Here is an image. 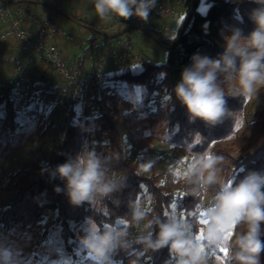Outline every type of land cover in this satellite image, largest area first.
Wrapping results in <instances>:
<instances>
[{"label":"trees","instance_id":"obj_1","mask_svg":"<svg viewBox=\"0 0 264 264\" xmlns=\"http://www.w3.org/2000/svg\"><path fill=\"white\" fill-rule=\"evenodd\" d=\"M35 1L42 4L19 1L11 5L16 12L22 9L21 15L25 20L34 16H45L52 24L58 25L39 9L48 8L63 16L44 5L49 4L94 26L82 16L68 11L71 0ZM191 1L184 0L181 23L172 32L149 26L156 40L152 39L167 51L164 63H158L140 53H121L116 60L110 61L104 84L90 97V108H97L98 114L95 117L83 120L77 117L76 86L71 87L69 92V117L61 112L57 98L63 97L62 87H54L53 92L45 91L51 71L56 68L42 55H38L37 65L26 64L16 81L0 85V132L14 133L20 126L12 96L16 93L18 83L28 73L36 72L37 78L45 87L38 93L39 96L54 100L47 124H51V115L54 114L57 119L52 143L37 145L35 158L23 162L13 176L9 177L8 183L14 189L15 195L0 218V224L5 231L11 232L18 226L37 225L47 213L55 212L54 223L60 227L65 247L71 250L76 245L77 234L86 220H92L100 231L110 224L123 227L121 220H130L131 209L135 206L145 211L147 216L140 226L133 224L127 228L129 248H118L114 253V260L119 264H132V261H137V264H174L167 246L156 251H145L142 244L135 243V238L146 234L143 225L147 220L154 217L164 219L166 212L182 214L193 224V231H199L202 225L199 222V205L203 203L207 206L211 202L218 185L201 190L194 178L188 176L192 160L205 152L223 157L217 165L223 181L233 179L238 183L249 172L264 173V107L252 111L249 109L251 101L241 96H226L227 107L235 113V119L229 117L222 123L209 127L201 120L189 122L187 110L174 92L182 71L191 65L194 54L217 58L224 51V37L231 35L233 28L241 29L245 36L254 29L255 25L249 19V14L258 5L254 0H195L191 13ZM186 22L188 25L181 34ZM119 23L125 25L121 32L134 26L131 18L124 20L115 17L111 24L98 28L112 32L113 26ZM87 31V47L79 56L70 59L71 65L66 60L70 69L78 70L82 74L93 73L95 69V63L89 65L88 59L91 56V60H94L97 42L107 40L110 43L132 35L137 30H131L112 40L92 30ZM179 37L180 42L174 45ZM39 63L47 64L49 68L45 69ZM121 83H126L129 89L145 90L142 102L130 110L123 109L125 101L122 92H119L124 88ZM87 86L88 84L82 85V90L85 91ZM221 86L227 94V84L222 83ZM35 113L40 120L46 116L42 111ZM143 115L160 119L176 129L175 141L186 147L185 160H180L177 151L166 153L147 140L143 129L136 127ZM240 118L243 127L236 130ZM47 131L46 127L38 138L40 141L46 138ZM231 135L234 138L229 143L227 139ZM92 137L95 139L93 143ZM188 144L192 145L191 148H187ZM85 149L94 150L105 159L108 174L111 176L115 173L123 177V186L100 202H85L76 206L70 203L66 194V182L58 176L53 178L52 172L58 165L74 159ZM57 188L61 191L57 192ZM174 203L175 209L172 207ZM144 204H149V207L143 208ZM245 230L246 225L240 224L235 232ZM261 230V239L264 240V224H261ZM158 231V227H154V238ZM234 239L235 236L232 237L233 241ZM218 255L221 256V252ZM216 258L214 255L209 256L207 264L227 262L221 263ZM261 264H264V252L261 253Z\"/></svg>","mask_w":264,"mask_h":264},{"label":"clouds","instance_id":"obj_2","mask_svg":"<svg viewBox=\"0 0 264 264\" xmlns=\"http://www.w3.org/2000/svg\"><path fill=\"white\" fill-rule=\"evenodd\" d=\"M254 2L258 7L249 14L255 25L250 33L245 36L241 29L233 28L231 35L224 37V51L217 58L194 54L191 65L182 71L174 92L186 108L189 122L201 120L213 127L226 118L235 119V113L227 107L226 96L250 100L264 87V0ZM155 5L156 0H94L95 12L101 19L115 15L128 20L136 16L147 22ZM222 83L228 86L227 94ZM222 160L221 156L205 152L195 157L188 169L189 178H194L201 190L218 185L211 202L199 205V222L203 225L199 231L194 232L193 224L182 214L166 212L164 219L147 220L143 225L146 234L138 235L135 243L142 244L145 251L167 246L174 264H207L208 257L218 250L231 252L226 264H261L264 173L249 172L238 183L233 179L223 181L217 175V165ZM105 165L106 160L94 150L85 149L74 159L58 165L52 177L66 182L71 204L96 203L123 186V177L115 173L110 176ZM146 216L145 211L133 206L131 219L121 220L123 227L110 224L100 231L95 223L91 224L82 244L94 264H111L110 256L115 250L128 249L127 228L133 224L140 226ZM240 224L246 225V230L236 233ZM154 227L159 229L155 238Z\"/></svg>","mask_w":264,"mask_h":264},{"label":"rangeland","instance_id":"obj_3","mask_svg":"<svg viewBox=\"0 0 264 264\" xmlns=\"http://www.w3.org/2000/svg\"><path fill=\"white\" fill-rule=\"evenodd\" d=\"M178 1H180L181 7L177 6V12L175 15L156 19L158 25L163 24L161 29L165 32H172L181 23L182 19L180 17V12L183 10L184 0ZM90 6L93 5L90 4ZM159 6H161V4L159 3V0H156L155 7ZM39 9L44 15H48L52 20H55V22L63 28L66 34H71L77 39L78 42L76 44L74 42L72 44L73 46L70 47V53L79 56L87 47V43L81 44L80 42H83L89 35L88 31L68 18L58 15L48 8L42 7ZM68 11L73 15H76L70 11V9ZM91 12L92 14L88 11V14L84 16L85 19L93 23L95 27H99L101 25L100 20H95L98 18V15L95 10H92ZM111 17L112 16H110V19L108 18L109 21L114 19H111ZM168 18L174 19L176 24L172 23V25H170ZM133 23L136 25L134 21ZM123 26L124 25L120 23L114 25L113 29L115 30L112 32L118 33ZM66 34L64 36H66ZM121 39H124V41L121 42ZM130 40H132L134 44L131 48L125 50V43ZM115 43V41L110 42V46L111 48L117 49L118 54H115V56H112L109 60L105 74L109 72L108 68L110 61L112 62L113 60H116L121 53H140L153 58L158 63H164L166 61V49L159 46L154 39L150 38L143 31L137 30L132 35L118 39L117 44ZM144 44L146 46H144ZM59 47L61 50H64L63 45L59 44ZM94 52L97 54L98 49L95 48ZM32 55H34L33 50L25 49L23 43L14 37L10 38L8 41L0 43V85L16 81L24 66L29 64V60H27L28 58L26 57H30L31 59ZM65 57L66 56L64 55V58ZM67 61L68 65H71L70 59ZM91 61L90 56L88 59L89 65H91ZM43 67L45 69L49 68L47 64H43ZM51 72L49 82L46 85L47 89H45L37 78L36 72H33L30 74L28 73L22 81L18 83L16 93L12 96L18 111L17 121L20 126L14 133L10 131L0 132V218L15 195L14 189L11 188V185L8 183L9 177L13 176V174L22 166L23 162L35 158V148L37 145H50L52 143V137L56 132L54 124L57 119L54 114L51 115V117H53L51 124H47V117L51 114L54 100L50 98H42V96H39L38 94L44 89L46 92H53L54 87H62L65 83V79L60 73L56 70H52ZM91 73L92 72H89L88 74ZM121 84L124 88L119 92H122L121 94H123V99L125 101L123 106L124 110H130L142 102L145 90L142 88L129 89L126 83ZM82 85L84 84L76 86L77 101L75 102V111L77 117L82 118L83 120L95 117L98 114L96 107L90 108V97H93L101 86L93 83L88 84L85 92L82 90ZM61 99L62 97L57 98L58 103ZM249 101H251V104L249 105L250 110L255 111L263 108L264 87H261L259 92L253 95ZM60 110L63 112L62 106H60ZM36 111L44 112L46 115L45 118L40 120L36 116ZM242 122V118H240L236 124V130L243 127ZM46 127L48 128L47 136L44 140L40 141L38 138L42 135ZM136 127L143 129L147 140L151 144L161 148L166 153L177 151L180 160H185L187 156L186 147L175 141V128L160 119H154L147 115L142 116V118L136 123ZM233 138L234 136L231 135L230 138L227 139V142H232ZM93 142H95L94 137L91 138V143ZM191 146L192 145L188 144L187 148H191ZM217 175L218 178L222 180V173L220 170H218ZM148 207L149 204L143 205V208L145 209ZM54 218L55 212H49L41 218L37 225L28 227L18 226L11 232L5 231L0 224V264H94L93 259L82 244V239L89 233L90 226L94 222L92 220H86L81 225L80 232L76 237L77 243L70 250L65 247L64 239L60 234V227L55 225ZM202 227L203 225H201V228ZM115 251L110 256L111 264H119L113 258ZM219 252H221V256L218 255ZM229 255V251L225 254V252L218 250L214 256H217L216 259L221 263H225Z\"/></svg>","mask_w":264,"mask_h":264},{"label":"built area","instance_id":"obj_4","mask_svg":"<svg viewBox=\"0 0 264 264\" xmlns=\"http://www.w3.org/2000/svg\"><path fill=\"white\" fill-rule=\"evenodd\" d=\"M94 6V0H82ZM179 4L180 1L178 2ZM177 12L176 4L169 6L161 5L154 7L149 15L147 22L133 16L131 19L136 25L149 27L156 22L157 18H164L175 15ZM113 18L117 17L111 15ZM66 33L58 25L52 24L49 18L45 16H34L29 20H25L22 15L14 10L11 4L0 1V43L8 41L14 37L23 43L25 49L33 50L37 55H42L48 59L56 71L60 73L65 83L62 86L63 97L60 100L65 116H69L71 99L69 92L71 87L80 84H96L102 86L105 81L106 66L109 60L118 54L117 49L111 48L107 40H101L95 44L98 49L97 61L95 69L91 74H82L78 70H72L68 67L64 58V52L56 44L58 38ZM132 40L125 43V50L133 46Z\"/></svg>","mask_w":264,"mask_h":264},{"label":"crops","instance_id":"obj_5","mask_svg":"<svg viewBox=\"0 0 264 264\" xmlns=\"http://www.w3.org/2000/svg\"><path fill=\"white\" fill-rule=\"evenodd\" d=\"M164 0H159V3L162 5V3H163V5H165V6H169V5H171V4H176V6H180L181 7V4H179L178 2V0H166V1H164ZM70 5L71 6H69V8L68 9H70V11H72L73 13H75L77 16H82L84 19H85V15L86 14H88V11H90V13L92 14V10H95V8H93L94 6H90V3H88V2H85V1H82V0H71V2H70ZM92 7V8H91ZM90 9H92V10H90ZM22 9H20L19 10V14H22V12L23 11H21ZM181 13V12H180ZM179 15V14H178ZM98 18H96L95 20H100V22H101V25L100 26H102V25H108V24H111V22L114 20V19H112L113 17H111V19H112V21H109V19H101L99 16H97ZM86 20V19H85ZM167 20V19H166ZM168 20H169V22H170V25H172V23H174V24H176L175 23V20L174 19H169L168 18ZM133 21V20H132ZM120 24H123V23H120ZM162 24V23H161ZM124 25V24H123ZM59 26V25H58ZM125 26V25H124ZM124 26H123V28H124ZM152 26L153 27H155V28H157V29H161L162 27H163V24L162 25H158V23L157 22H155V23H153L152 24ZM61 27V26H60ZM62 28V27H61ZM122 28V29H123ZM85 29V28H84ZM121 29V30H122ZM113 30H115V29H112V31ZM121 30L119 31V32H121ZM118 32V33H119ZM115 33V32H114ZM88 37V36H87ZM87 37H86V39H87ZM84 40L83 42L81 41L80 42V40H79V42L81 43V44H84V43H87V40ZM124 41V39H121V42H123ZM75 42V44L78 42L77 41V39L73 36V35H71V34H66V36H63V37H60V38H58L57 39V41H56V44L59 46V44L60 45H63L64 46V50L62 49V51L65 53L64 55L66 56L65 58V60H68V59H72V58H74V57H77V56H75V55H73L72 53H70V47L71 46H73L72 44ZM116 43L115 44H117V42H118V40H116L115 41ZM120 42V43H121ZM74 44V45H75ZM144 46H146L145 44H144ZM29 56V55H28ZM26 58H28L27 60H29V63H31L32 65H37L38 64V55L37 54H35L34 53V55H32V58L30 59V57H26ZM96 61H97V54H96V52L94 53V60H92L91 61V63L92 62H94V63H96ZM39 65L41 66V67H43V63H39Z\"/></svg>","mask_w":264,"mask_h":264},{"label":"water","instance_id":"obj_6","mask_svg":"<svg viewBox=\"0 0 264 264\" xmlns=\"http://www.w3.org/2000/svg\"><path fill=\"white\" fill-rule=\"evenodd\" d=\"M4 3H8V4H15L19 1H29V2H33V3H37V4H42L41 2L39 1H35V0H0ZM194 3H195V0H192L191 1V13L193 12V7H194ZM46 6H48L49 8L53 9V10H56L57 12H59L60 14H62L64 17L68 18L69 20L73 21L74 23L78 24L79 26L87 29V30H92L100 35H103L105 36L106 38L112 40V39H115L117 37H121L123 36L125 33L131 31V30H140V31H143L145 34H147L148 36H150L151 38H155L154 36V33L153 31L147 27V26H141V25H134L133 27H129L127 29H125L124 31L122 32H119V33H114V32H110V31H106V30H102L98 27H95V26H91V25H88L84 22H81L79 20H77L76 18H74L73 16L57 9L56 7L52 6V5H49V4H44ZM188 25V22H186V24L183 26L182 28V31H181V34L185 31L186 27ZM180 42V37L178 38V40L175 42L174 45H177L178 43Z\"/></svg>","mask_w":264,"mask_h":264},{"label":"snow or ice","instance_id":"obj_7","mask_svg":"<svg viewBox=\"0 0 264 264\" xmlns=\"http://www.w3.org/2000/svg\"><path fill=\"white\" fill-rule=\"evenodd\" d=\"M172 207H173V209H175L176 204L174 203V204L172 205ZM222 251L225 252V254H226V252H227V250H222Z\"/></svg>","mask_w":264,"mask_h":264}]
</instances>
